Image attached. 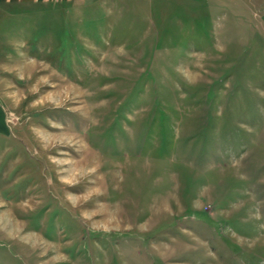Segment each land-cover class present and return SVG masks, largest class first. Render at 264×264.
I'll return each mask as SVG.
<instances>
[{
  "label": "rangeland",
  "instance_id": "374dc122",
  "mask_svg": "<svg viewBox=\"0 0 264 264\" xmlns=\"http://www.w3.org/2000/svg\"><path fill=\"white\" fill-rule=\"evenodd\" d=\"M88 8L0 22V264H264L263 15Z\"/></svg>",
  "mask_w": 264,
  "mask_h": 264
},
{
  "label": "crops",
  "instance_id": "0c3cea01",
  "mask_svg": "<svg viewBox=\"0 0 264 264\" xmlns=\"http://www.w3.org/2000/svg\"><path fill=\"white\" fill-rule=\"evenodd\" d=\"M120 6L124 9L128 8L126 10L135 16L131 20L143 19L144 21L151 20L150 17L158 20L161 15H164L166 7H171L174 15L184 13L186 24L191 23L192 32L195 30L193 22H203L208 19L211 21L213 30H216L214 27L218 24L230 21L231 18L234 20L235 17L254 20L256 14H262L263 17L261 16L260 20L264 22V0H0V22L30 21L34 12L35 15L43 16L56 12L64 16L88 7L90 20L102 22L108 21V15L115 14ZM215 11H219L221 15L219 18L210 16ZM58 20L69 19L61 17ZM187 27L190 26L187 24Z\"/></svg>",
  "mask_w": 264,
  "mask_h": 264
}]
</instances>
